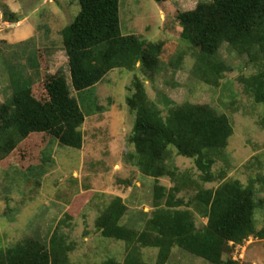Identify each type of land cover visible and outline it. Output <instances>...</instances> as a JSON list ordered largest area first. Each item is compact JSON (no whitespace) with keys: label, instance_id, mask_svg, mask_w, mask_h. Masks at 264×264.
Wrapping results in <instances>:
<instances>
[{"label":"rangeland","instance_id":"rangeland-1","mask_svg":"<svg viewBox=\"0 0 264 264\" xmlns=\"http://www.w3.org/2000/svg\"><path fill=\"white\" fill-rule=\"evenodd\" d=\"M210 0H121L120 31L146 43L161 44L155 71L138 65L133 71L115 69L92 89L76 93L70 87L67 59L60 31L79 12L76 0H0V104L10 98L16 81H27L32 96L45 100L44 82L62 74L70 95L87 113L81 127L80 150L59 146L45 134H34L0 161V244L8 247L27 238L46 243L59 228L73 249L76 264H99L107 259L121 263L126 256L123 242L101 237L95 221L112 198H120L126 212L121 223L141 231L153 210L156 184L172 187L170 177L155 181L143 176L131 163L134 151L129 136L134 113L126 101L134 93L133 82L142 84L146 97L166 114L169 106L193 104L211 107L225 115L232 135L222 157L212 166L214 181L201 183L192 159L175 155L169 169L187 174L202 189H215L226 180L239 181L254 190L261 208L254 213L256 228L264 221V128L259 121L263 108L246 94L240 78L259 71L223 44L217 57L226 66L217 85L202 82L194 73L195 53L182 42L177 16ZM26 23L32 36L11 45L13 31ZM29 23V24H28ZM188 186L178 197L194 195ZM193 208V207H192ZM195 226L206 220L194 209ZM144 264H156L157 250L139 249ZM237 264H264V240L249 238L242 246L224 253ZM248 258V259H247ZM167 264H208L175 247Z\"/></svg>","mask_w":264,"mask_h":264},{"label":"trees","instance_id":"trees-1","mask_svg":"<svg viewBox=\"0 0 264 264\" xmlns=\"http://www.w3.org/2000/svg\"><path fill=\"white\" fill-rule=\"evenodd\" d=\"M79 12L60 31L67 59L70 87L76 93L92 89L115 69L153 72L157 69L161 44L146 43L120 31L121 0H76ZM156 3L165 0H152ZM182 42L195 53V75L207 85H217L226 66L218 59L223 44L251 63L259 62V71L240 78L246 94L263 108L259 121L264 128V0H210L177 16ZM134 93L127 105L134 113L129 142L134 148L131 163L143 176L157 181L170 177L168 189L156 184L152 212L141 231L121 223L126 207L120 198H112L95 221L101 237L123 242L126 256L119 263L107 259L99 264H144L139 249L157 250L156 264H167L177 247L208 264H237L223 259L249 238L264 240V221L257 229L254 213L263 207L256 202L254 190L239 181L226 180L215 189H202L176 168L169 169L171 154L192 159L201 183L214 181L212 166L232 135L228 118L204 105L169 106L166 114L149 101L142 84L133 82ZM45 100L32 96L27 81H16L10 98L0 104V161L7 158L30 135L45 134L59 146L80 150L81 127L87 113L70 95L62 74L44 82ZM194 195L185 201L178 195L185 188ZM193 207V208H192ZM194 209L206 220L195 226ZM73 249L57 227L46 243L27 238L8 247L0 244V264H76L69 258Z\"/></svg>","mask_w":264,"mask_h":264},{"label":"crops","instance_id":"crops-1","mask_svg":"<svg viewBox=\"0 0 264 264\" xmlns=\"http://www.w3.org/2000/svg\"><path fill=\"white\" fill-rule=\"evenodd\" d=\"M29 24V23H28ZM31 26L24 23L20 28L13 31L11 35V45H19L22 41L30 38L33 34ZM248 259V258H247ZM251 264H255L252 261H248Z\"/></svg>","mask_w":264,"mask_h":264}]
</instances>
